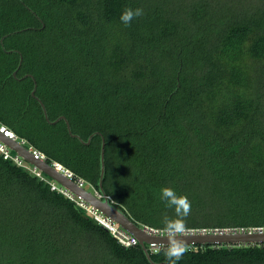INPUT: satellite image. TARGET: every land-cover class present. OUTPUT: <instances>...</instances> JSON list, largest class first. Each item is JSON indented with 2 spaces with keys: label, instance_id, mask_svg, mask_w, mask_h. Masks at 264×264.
<instances>
[{
  "label": "trees",
  "instance_id": "1",
  "mask_svg": "<svg viewBox=\"0 0 264 264\" xmlns=\"http://www.w3.org/2000/svg\"><path fill=\"white\" fill-rule=\"evenodd\" d=\"M228 1L0 0V125L98 192L104 138L103 189L141 225L175 216L169 186L183 227H264V5ZM184 247L177 264H264V243ZM0 264L154 263L0 152Z\"/></svg>",
  "mask_w": 264,
  "mask_h": 264
},
{
  "label": "water",
  "instance_id": "2",
  "mask_svg": "<svg viewBox=\"0 0 264 264\" xmlns=\"http://www.w3.org/2000/svg\"><path fill=\"white\" fill-rule=\"evenodd\" d=\"M21 63V62H20ZM15 70L13 72L16 75ZM36 84L32 90V95H35ZM39 102L42 106L46 120L49 123H56L60 120H64L67 124L69 134L72 137H77L81 142L89 144L92 140L94 134L90 135L87 140H84L80 135L75 134L71 130L68 119L61 115L54 120L48 117L47 109L41 99ZM0 141L4 142L13 151L18 153L27 162L31 163L33 166L37 167L39 170L44 172L46 175L51 177L54 181L58 182L60 185L67 188L73 194L82 198L85 202L97 208L101 212L110 216L116 222H118L123 228L134 234L138 240L139 244L143 247L148 259L154 264L156 263L152 260L151 254L147 248V244H165L169 245L168 235L156 236L151 235L145 230V226L142 227L141 224L133 220L121 207L116 205L113 200L105 193L103 189V175L105 172V139L102 138L100 160H101V170H100V191L90 190L85 186L81 185L75 178H72L62 171L58 170L52 165L51 162L46 159H39L35 157L30 148L22 143L21 141L5 136L0 132ZM179 237V242L183 246L201 244V245H240V244H254V243H264V230H234V231H220V232H209V233H181L177 234Z\"/></svg>",
  "mask_w": 264,
  "mask_h": 264
},
{
  "label": "built area",
  "instance_id": "3",
  "mask_svg": "<svg viewBox=\"0 0 264 264\" xmlns=\"http://www.w3.org/2000/svg\"><path fill=\"white\" fill-rule=\"evenodd\" d=\"M0 132H2L5 136L17 139L21 141L22 143L26 144L30 150L33 152L35 157L39 159H46L45 154L33 147L30 144H27V141L24 138H20L15 134V132L8 128L7 126L0 125ZM0 152L3 154L4 158H11L13 159L18 165L23 166L29 170H31L34 174L39 176L41 179H45L49 182L51 189L58 190L65 194L67 197L72 199L76 202L77 205H79L81 208H83L87 214L91 217H93L99 224H101L105 229H107L112 236L124 247L134 246L139 244L138 238L123 228L118 222H116L114 219H112L110 216L106 215L105 213L101 212L97 208L93 207L92 205L85 202L82 198L78 197L77 195L73 194L71 191H69L64 186L60 185L58 182L54 180L47 179L41 170H39L37 167L33 166L31 163L27 162L23 157H21L18 153L8 147L4 142L0 141ZM54 167H56L58 170L62 171L66 175L75 178V174L73 171H71L69 168L65 167L63 164H61L58 161H52L51 162ZM76 180L84 186L85 180L82 178H76ZM97 191V190H96ZM145 226V230L151 234L156 236H164L168 235L167 230L165 227H156V226H150V225H142V227ZM245 228H233V227H183V230L178 233H209V232H220V231H234V230H242ZM261 229L264 230V227H255L245 230H257ZM163 245L165 244H156V243H149L147 244L148 250L151 252L158 251Z\"/></svg>",
  "mask_w": 264,
  "mask_h": 264
},
{
  "label": "clouds",
  "instance_id": "4",
  "mask_svg": "<svg viewBox=\"0 0 264 264\" xmlns=\"http://www.w3.org/2000/svg\"><path fill=\"white\" fill-rule=\"evenodd\" d=\"M142 14L143 9L141 8H127L121 13L120 20L124 24H128L132 21L133 17H138ZM160 198L165 202L167 207L172 208L175 212V216H165L163 219L169 241V247L163 251L167 258L166 264H177L186 251V248L179 242L177 234L183 230L182 221L190 212L191 202L186 195H178L176 190L169 186L161 187Z\"/></svg>",
  "mask_w": 264,
  "mask_h": 264
},
{
  "label": "rangeland",
  "instance_id": "5",
  "mask_svg": "<svg viewBox=\"0 0 264 264\" xmlns=\"http://www.w3.org/2000/svg\"><path fill=\"white\" fill-rule=\"evenodd\" d=\"M218 1V0H216ZM264 0H229L228 4H229V8L231 11H236L239 10L241 8L245 9V8H249L251 6H253L254 4H260L261 6H263L264 4ZM225 7V6H224ZM226 8V7H225ZM209 9L210 11L213 10H218L219 8L215 5H209ZM217 16H210L208 17L209 20L215 19ZM261 90L262 92H264V77L261 80ZM84 186L88 189H90L89 185L87 183L84 184ZM91 190V189H90ZM249 229V228H247Z\"/></svg>",
  "mask_w": 264,
  "mask_h": 264
}]
</instances>
